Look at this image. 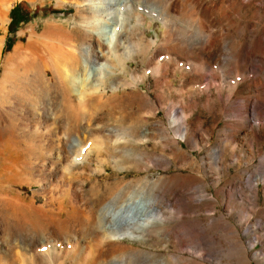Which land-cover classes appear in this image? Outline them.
<instances>
[{
    "label": "rangeland",
    "instance_id": "1",
    "mask_svg": "<svg viewBox=\"0 0 264 264\" xmlns=\"http://www.w3.org/2000/svg\"><path fill=\"white\" fill-rule=\"evenodd\" d=\"M159 1L163 3L164 0H148V2L142 3L143 6H141L140 11H133L134 13L132 12L131 14L128 13L129 11H123L125 21L131 25L129 29L131 31H126L121 38L126 53H145L144 51L148 50V44H151L148 39L156 33V42H154L156 44L154 47L152 46V49L148 50L150 51L149 55H152V61L150 60L147 64H143L139 62V59L136 61L131 60L129 62L131 64L130 69L124 73L123 82V84L128 82L129 86L125 83L124 87H117L119 89L117 94L105 96L101 101H92L87 106L82 107L84 112L79 115V122L81 125L89 126H86L87 131L77 133L74 128L67 130V126L64 125L61 128L58 122L53 126L52 120L44 123L41 119L32 120V122L19 118L14 120L10 117L7 118L10 120L7 123H13L14 128L7 131L1 129V132H5L1 134L3 139H0L2 144L0 150L5 151L11 160L4 162V164L3 160L0 159L2 162H0V190L2 185H4L5 178L8 177L10 179L9 183L11 182L10 188L15 190L18 196L26 200L30 199L36 208L39 206V210L53 213L54 210L60 212L59 201H64L69 205L68 201L71 200L74 205H78V208H85L84 202L90 196L88 195L90 186L93 189L97 188L101 192H105L106 197H109L110 194L115 193V190L117 191L121 186L123 187L127 184L132 185V187H138V185L144 186V184L152 185L158 183V185H161L159 188L165 187L164 193L168 198L172 200L181 199V191L184 187L182 183L184 181L183 176L188 175L196 180L199 179L201 188L205 189L202 194L212 201V204L205 203L202 208H194L192 211L190 209L184 213V218L191 222L189 227L190 230L192 229L191 234L184 239L181 237L163 239L156 232L161 227L173 225L176 220H179V217L174 215V218H170L169 222L166 223L163 219H159L156 224V228H158L155 231H150L153 226L147 227L145 230L146 237L142 240V243L138 239L126 237L121 240L122 246L127 249L132 247L131 249L145 251L152 257L164 258L165 260H171V262L175 256L177 264H264V172L258 176V172L261 170L258 165L261 157H264V130L258 131L256 129L254 131V139L251 141L243 138L236 140L233 144H237L238 147L234 150L226 146L221 156L225 165L230 167L225 171L217 168L214 164L213 148L225 139L223 126L226 122L230 123V121H228L229 118L220 108L222 107L220 105L222 100L219 99L216 89L211 87L207 89L209 90L207 92L205 90L203 93L202 91L198 93L197 90H201L200 88L204 86L203 83L196 82L192 86L190 84L185 85L186 76L196 77L198 75L199 71L195 63L188 66L186 69L188 74L186 73L183 76L178 68L168 69L166 77L170 80V84L157 83L155 67L165 61V53L161 56L153 55L159 49L160 39L158 37H162L160 34L161 29L155 25L159 20H165L178 40L184 39L190 44L195 43V45L200 47L206 41L204 29H200L195 20H181L178 17L179 12L184 11L188 14L191 10H196L194 12L195 16H203L205 8L208 6L207 1H213L216 3L214 20L221 22L223 26L230 27L227 16L232 14L234 21L232 25L236 24L238 28L256 15H258L257 24L260 27H264V7L257 5L256 8L243 9L238 7L240 8L238 9L237 7L228 8V2L225 0H176L174 11L166 15L162 14L163 7L159 5L161 4ZM167 1L170 0L165 2ZM84 2L85 0L83 2L80 0H0V10L4 9L5 11L4 14H0V87L4 84L6 88L11 90L15 87L12 83L4 82L1 74L4 70L6 57L13 51L15 45L18 43L24 45L26 43L27 38L30 36V30L38 42L44 39L40 43L63 41L65 39L64 30H67L72 32L74 40H77L75 43L80 44V46L84 45L83 30L88 28V23L81 18L82 15H88L86 10H80L84 7ZM78 3L81 5L78 6ZM13 7H17V10L13 13L17 16L16 18L10 13ZM226 8L229 11L227 15L225 14ZM234 9H237V13H235ZM160 12L162 13L160 14ZM105 23L107 24L106 21L104 23L103 21L94 22L93 27L106 25ZM44 28H49V33L45 32ZM215 30L216 26L209 28L212 33ZM137 31H139V35ZM36 33L39 34L40 40ZM231 34L229 36L233 44H235L233 46L237 52H240L241 39H245V37H236ZM221 36L224 37L223 33H216L214 38L221 40ZM36 39L34 38V40ZM45 47L43 46V56L46 61L48 50ZM16 54L11 56L10 61H13V69L17 70L15 73H21L30 58H24V62L22 61L20 64L17 63L18 61L16 62L19 53ZM51 55L53 54L51 53ZM173 56L175 57L174 54L171 57ZM39 61H41V63H38L39 67L49 68L48 63H46V66L42 60ZM238 68L241 71H245V66L242 64H239ZM256 75L258 77L261 76L259 72H256ZM250 86H252L251 81L243 83L240 86V95H247ZM62 93L60 91L61 96L64 95ZM249 93L256 94L253 89ZM259 95L260 97L264 96V88L260 90ZM213 97H216L217 100H214L215 98ZM145 98L148 101V106L144 103ZM11 103V100L6 95L0 94V104L7 107ZM179 104L187 116L185 123L188 134L185 140H181L174 134L173 130H169L170 135L163 137V135L158 134L152 136L135 133L136 135H134L131 132H127L126 135L124 131H118L116 127L120 122L122 125V121L123 125L128 127L133 121L138 119H143L141 123L147 127L151 123L158 121L168 125L170 112ZM217 105L220 107H217ZM198 120H202L200 121L202 123ZM70 123L71 127H73L72 125L76 121L71 120ZM47 126L49 128L53 127L48 131L46 130ZM254 126H256L255 123ZM191 137L196 140L198 146L191 144ZM12 139L14 142L18 141L20 143L15 144L16 142L14 143ZM143 139L147 140L142 143ZM130 140H133L135 144L133 145ZM100 141L104 144L101 145ZM11 142L15 145H12ZM176 145L189 156L188 159L178 160V158L171 156L170 152ZM58 147L62 148V152ZM250 149L252 151H249ZM15 150L18 151L15 152ZM124 150L132 153L127 162L123 161V158L119 156ZM20 155L23 156L21 157ZM18 161L22 162L19 163ZM193 161L198 166L192 163ZM14 162L18 168L14 166ZM249 173L255 174L251 180L249 179L242 183L236 178V176L244 177ZM16 179L18 180L16 181ZM74 181L82 184V188L85 191L83 192L84 195L78 194V188L74 185ZM106 185H110L108 188L112 187L114 190L111 191V189L106 188ZM105 188L106 191L104 190ZM199 194L201 195L200 191ZM3 196L5 199L6 196L0 193V206L3 205ZM194 196L196 198L197 195L193 194ZM14 201L11 200L14 204L11 203L12 207L9 204V209L7 208V210L2 209V206L0 207V236L1 228H3V218L6 215L12 217V215L16 214L17 217H25L23 213L25 214L26 212L18 204L15 205L17 202ZM211 207H213L212 210ZM55 211L54 213H56ZM162 211L165 213V218H167L168 212L169 214L174 212V207L164 206ZM220 218L227 221L226 229H221L218 226V223L221 224ZM195 220L198 224L195 223ZM211 220L214 223H211ZM115 226L119 227L120 224ZM75 231L79 232L77 228ZM27 233L28 236H31L32 232L28 231ZM27 233H25V236H27ZM67 244H64L63 247L67 250L70 249L69 251L72 254L70 255L69 253L64 256L66 258H62L65 261H69L67 264H76V262H79L77 252L82 247L79 245L74 246L73 242ZM89 244L88 248L90 246V249H92L93 247ZM49 248L45 247L40 250L42 253L38 252V257L42 262L49 260L51 256L54 257V254L58 251V249L52 250ZM77 248L78 250H75ZM43 251L47 257L49 256L47 259H45L46 256L44 257ZM7 252V247L2 246L0 248V264H5V261H9L12 264H28L29 252H25L24 258L21 255L20 247H15L11 252ZM138 263L140 261L132 260L128 264ZM143 264L148 263L143 262ZM172 264L174 263L172 262Z\"/></svg>",
    "mask_w": 264,
    "mask_h": 264
},
{
    "label": "bare ground",
    "instance_id": "2",
    "mask_svg": "<svg viewBox=\"0 0 264 264\" xmlns=\"http://www.w3.org/2000/svg\"><path fill=\"white\" fill-rule=\"evenodd\" d=\"M80 1L83 2V0ZM146 1L148 2V0H85L83 3L84 7L80 9L83 11L86 10L88 13V15H82L81 17L84 22L88 23V28L83 30L85 40L83 46L75 43L77 40H74L72 32L67 30H64L65 39H62L63 41L57 40V42L52 41V43H40L44 39L40 40L39 34L36 33L40 40L38 42L36 37L33 36V32L30 30V36L27 38L26 43L24 45L21 43L15 45L13 51L6 57L4 70L1 74L4 82L7 81L8 83H12L15 87L12 90L6 88L5 84L0 87V94L6 95L12 102L10 106L7 107L0 104V139H3L1 138V134L5 132H1V129L7 131L14 128L13 123H7L10 121L7 119L9 117L13 120L19 118L25 121H36L41 119L44 123L52 120L53 126L58 122L61 128H63L64 125L67 126V130L74 128L77 133L87 131L86 126L88 125H81L79 122V115L84 112L82 107L87 106V104L92 101H101L105 96L117 94L119 90L117 87L120 88L125 86L126 82L123 84L124 73L130 69L131 64L129 62L131 60L136 61L139 59V62L147 64L152 59V55H149L150 51L148 50L152 49L156 44L154 43L156 42V33L151 35L148 39L151 44H148V50L146 49V51H144L145 53H126L125 46L121 41L122 35L126 31H131L129 30L131 25L125 21L126 19L124 18L123 11H129V14L133 11H140L141 6H143L142 3ZM165 1L166 0H164L163 3L159 1L161 3L159 5L163 7V13L160 12V14L167 15L169 12L174 11L176 0ZM225 1L228 2V8L240 7L249 9L250 7L256 8L257 5L264 7V0ZM207 3L208 6L205 8L206 10L203 16H195L194 12L196 10H191L188 14L181 11L178 15L181 20H195L199 28L202 30L204 29L206 41L200 47L195 45V43L190 44V42L184 39L178 40V38H175L174 32L172 33L171 27L169 28L164 19H162V21L159 20L158 23L154 22L155 25L161 29L160 34L162 37H158L160 39L159 49L156 50L153 55L161 56L165 53V58L163 57L165 61L159 63V65L155 67V74L157 83L168 85L170 82L168 77H166L168 69L178 68L180 74L183 76L186 73L188 74V72H186L188 66L195 63L199 71L197 75L198 78H196L197 76H186L185 85L190 84V86H192L196 82L203 83L204 86L200 88L201 90H197L198 93L201 91L203 93L205 90V92H207L209 91L207 89L211 87L216 89L219 99L222 100L220 104L222 107L218 105L217 107L221 108L222 112L229 118L228 121H230V123H225L223 126L224 130L222 128L225 139L213 148L215 166L225 171L228 170L230 166L225 165L222 160L221 153L223 149L227 146L230 147L231 150H234L238 145L233 144V142L242 138L251 141L254 139V131L256 129L258 131L264 130V96L260 97L259 95L260 90L264 88V27H260L257 24L258 15H256L238 28V25H232L234 23L232 14L227 16V19H229L228 25H230V27H225L221 22L214 20L216 3L213 1H207ZM80 5L78 3V6ZM234 11L237 13V9H234ZM0 12V14H4L5 11L1 9ZM228 13L229 11L226 8L225 14L227 15ZM80 16L81 14L79 18ZM101 21H103V23L106 21L107 24L105 23L106 25L93 27L94 22ZM215 26L216 30L213 33L210 32L209 28ZM44 30L48 32L50 29L44 28ZM137 33L139 35V31H137ZM216 33H223L224 37L221 36V40H217L214 38ZM230 33L236 37H245V39L242 38L243 40L240 38L241 45L240 41L238 42L241 48H239L240 52L235 50V44H233L229 36ZM33 37L36 40H34ZM45 37L48 38L46 35ZM43 46H46L45 49L47 48L48 50L46 61L43 56ZM16 53H19L16 58V62L18 61L17 63L24 62L25 59L30 58L28 64H25L26 67H23L24 70L21 73H15L17 70L13 69V61H10L11 56ZM51 53L53 55H51ZM172 54L175 55V57L173 56L174 58L171 57ZM39 60H42L44 65L48 63L49 68L39 67L38 63H41ZM239 64L245 66V71H241L238 68ZM256 72H259L261 76L258 77ZM249 81H251L252 86L249 87L247 95L241 96L240 86ZM126 84L128 85V82ZM252 89L256 94L253 95L249 93ZM60 91H62L64 95L61 96ZM213 98L217 100L216 97ZM213 98L211 99L213 100ZM144 103L148 106L146 98L144 99ZM168 118V125L162 121H158L151 123L150 126L147 127L141 123L143 119L136 120V118V121H133L128 127L123 125V121L122 125L120 122L116 127L118 131H124L126 135L127 132H131L134 133V135L141 133V135L155 136L158 134L163 135V137L170 135L169 130H173L175 135L181 140H185L188 134L187 125L185 123L187 116L182 106L179 104L174 107ZM71 120L76 121V123L72 125L73 127H71ZM254 123L256 126H254ZM52 127L49 128V126H47L46 130L49 131ZM118 136H120V134H118ZM146 140L147 139H143L142 143ZM130 141H132L133 145L135 144L133 140ZM15 142V144L20 143L18 141ZM100 142L101 145L104 144L102 141ZM190 142L193 146H198L194 138L190 139ZM205 143L207 142L205 141ZM96 144L100 145L99 143ZM1 145L0 143V146ZM23 149L22 151L24 152ZM58 149L62 152L61 147H58ZM172 149L170 153L174 158H178V160L188 159L189 156L180 150L177 145ZM16 151L18 150H15V152ZM60 151H58L59 154H61ZM249 151H252V149ZM0 154V159L3 160V163L11 160V158L6 155L5 151L0 150ZM131 154L132 153H129V151L124 150L119 156L123 158V161L127 162ZM192 163L195 162L193 161ZM14 166H16V164ZM196 166L198 165L196 164ZM258 167L261 169L258 172L259 176L264 172V157H261ZM16 168L18 167L16 166ZM10 173L12 172L10 171ZM18 175L20 176V174ZM254 176L255 174L249 173L244 177L236 176V178L243 183L246 180H251ZM183 178L184 181H182V183L184 187L181 191V199L172 200L168 198L164 193L166 190L165 187L162 186L159 188L161 185H158V183L152 185L144 184V186L138 185V187H132V185L130 186L127 184L126 186H121L117 191L115 190V193L110 194L111 196L109 195V197H106L105 192H101L97 188L93 189V187L91 188L90 186V189H88V195L90 196L86 198L87 201L84 202L85 208H78V205H74L71 200L68 201L70 203L69 205L64 201H59L60 212L54 210L56 213H54V211L51 213L49 211L39 210V206L36 208L33 201L30 199L26 200L18 196L15 190L10 188L11 182L9 183L10 179L7 177L0 190V193L6 196L5 199L3 196V205L0 207L7 210L9 204L11 207L12 204H14L11 200H15L17 202L15 205L18 204L26 213H23V215H25L24 218H22V216L21 218L17 217L16 214L12 215V217L6 215V217L3 218L0 248L2 246L7 247V253H9L15 247H20L23 258L25 257V252H29L30 258L28 257V264L69 263V261L63 259L66 258L64 256L69 253L71 255L72 252L69 251L70 249H65L63 245H68L67 243L71 242H73L74 246L79 245L82 247L81 250L77 252L79 262H76V264H128L132 260L140 261L138 264H143V262H147L148 264H172L173 262L177 264L178 262H176L177 259L175 256L172 262L164 258L152 257L145 251L131 249L132 247L128 249L125 248L122 246L121 240L130 237L138 239V241L142 243V240L146 237L145 230L147 227L153 226L150 231H155L158 228H156V224L159 219H163L166 223L169 222L170 218H174V215L178 216L179 220H176L173 225L161 227L159 230H156V232H158L163 239H172L175 237L184 239L188 237L192 232V229L190 230L189 228L191 222L184 218V213L190 209L192 211L194 208H202L205 203L212 204V201L208 199L206 195L202 194L205 189L201 188L199 179L196 180L194 177L188 175L183 176ZM17 180L18 179H16V181ZM74 185L78 188H76L79 192L78 194L82 195L83 192H85L82 188V184L75 182ZM108 186L106 188H108ZM106 188L104 189L105 191ZM108 189H111V191L114 190L112 187ZM193 194L197 195L196 198L195 196L193 197ZM187 199L189 200L186 201ZM75 200L77 201V199ZM168 205L172 208L174 207V212L170 214L168 212V216L165 218L162 207ZM212 209L213 207H211V210ZM220 219L221 222H219L221 224L218 223V226L221 229L227 227V221L223 218ZM195 223L198 224L196 220ZM211 223H214V221L211 220ZM116 224H120V226L116 227ZM76 228L79 232L75 231ZM28 231L32 232L31 236H28ZM25 233H27V236H25ZM88 244L93 248L90 249V246L88 248ZM45 247H50L49 249L52 250L58 249V251L54 254V257L51 256L49 260L42 262L38 257V252ZM75 250H78V248ZM45 256L46 254L44 252V257ZM48 257L46 256L45 259ZM5 264L12 263L5 261Z\"/></svg>",
    "mask_w": 264,
    "mask_h": 264
},
{
    "label": "trees",
    "instance_id": "3",
    "mask_svg": "<svg viewBox=\"0 0 264 264\" xmlns=\"http://www.w3.org/2000/svg\"><path fill=\"white\" fill-rule=\"evenodd\" d=\"M17 10V7H13L10 11V13L14 16V18H16L17 16L14 15L13 13Z\"/></svg>",
    "mask_w": 264,
    "mask_h": 264
}]
</instances>
